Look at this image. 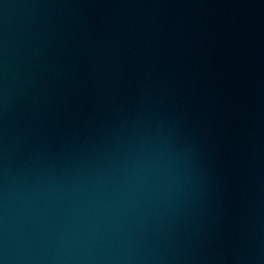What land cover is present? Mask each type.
I'll return each mask as SVG.
<instances>
[{
    "label": "water",
    "instance_id": "obj_1",
    "mask_svg": "<svg viewBox=\"0 0 264 264\" xmlns=\"http://www.w3.org/2000/svg\"><path fill=\"white\" fill-rule=\"evenodd\" d=\"M0 264H264V0H0Z\"/></svg>",
    "mask_w": 264,
    "mask_h": 264
}]
</instances>
